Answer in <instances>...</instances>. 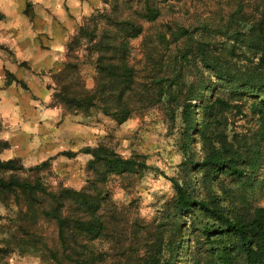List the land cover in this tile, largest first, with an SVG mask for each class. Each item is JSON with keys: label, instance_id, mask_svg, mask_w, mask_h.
I'll return each instance as SVG.
<instances>
[{"label": "rangeland", "instance_id": "1", "mask_svg": "<svg viewBox=\"0 0 264 264\" xmlns=\"http://www.w3.org/2000/svg\"><path fill=\"white\" fill-rule=\"evenodd\" d=\"M153 1L158 18L139 19L142 33L123 51L147 81L149 57L182 55L183 80L170 81L172 94L162 105L124 120L104 113L100 103L62 104L55 83L71 62L92 91L96 55L88 30L111 0H0V142L7 144L0 160L18 159L24 169L15 175L37 179L48 191L87 190L98 201L103 235L86 237L75 259L148 264L154 255L156 264H220L215 245L198 236L206 221L201 209L192 206L183 215L173 209L171 180L192 199L241 221L264 208V126L250 111L252 96L264 94V62L249 47L248 28L236 24V0ZM249 3L243 12L250 18L264 7V0ZM98 26L106 27L104 21ZM123 27L107 29L129 37ZM161 35L168 42L160 44ZM180 95L185 113L168 104ZM98 148L117 162H94L90 152ZM8 176L0 171V178ZM26 206L21 194L0 191V264H58L55 224Z\"/></svg>", "mask_w": 264, "mask_h": 264}, {"label": "trees", "instance_id": "2", "mask_svg": "<svg viewBox=\"0 0 264 264\" xmlns=\"http://www.w3.org/2000/svg\"><path fill=\"white\" fill-rule=\"evenodd\" d=\"M255 0H236L238 16L235 21L242 29L248 28V44L253 52L260 55L259 63L264 62V7L255 8L257 15L250 18L243 12L245 4ZM153 0H111L109 11L99 14V18L92 17V30H88V39L92 41L94 53L93 64L96 69L95 86L92 91H86L80 81V75L75 69V64L67 62L64 69L55 77V83L61 88L62 104L71 105L82 109L100 103L106 114H123L126 120L133 111L153 108L163 104V97L170 96V81L178 78L183 80L182 68L184 57L169 54L166 61L160 59L153 61L149 57L151 81L145 78L139 79L137 71L130 64L129 56L123 51L127 42L137 38L142 33L139 19L155 21L158 11L153 7ZM133 6H136L135 9ZM264 6V5H263ZM120 7L128 14H121ZM139 9V11H137ZM130 10L135 12L130 13ZM124 18V19H122ZM137 18V20H136ZM104 21L106 27L100 29L98 23ZM124 26V32L129 37L117 38L115 33L107 29L109 26ZM133 32V33H130ZM165 35L159 36L158 42H168ZM120 42V43H118ZM77 58H74L76 61ZM174 69H171V68ZM176 70V71H174ZM223 78V76H221ZM259 82L264 83V76ZM76 86H74V84ZM73 84V86L71 85ZM63 85V86H62ZM257 101L250 106L252 114L259 118L261 127L264 126V94L262 97L252 96ZM180 97H173L168 102L171 109L181 108L185 113L188 107ZM218 100L210 103L209 108H214ZM224 106L223 102H220ZM264 141V129L260 137ZM7 147L5 142H0V151ZM94 162L106 159L109 162H117L103 148L90 152ZM45 163L35 168L40 170ZM145 167V165H143ZM224 166V164H222ZM23 166L18 159L7 161L0 160V171L9 173L8 178H0V191L13 194H21L27 202L28 211L36 214L37 210L49 222L55 224L57 242L61 259L53 257L58 264H87L86 261L72 257L76 249L86 240V237L99 238L103 235L104 227L98 215L100 206L98 201L87 190L75 192L72 190L48 191L39 180H23L15 173L23 171ZM175 190L173 209L177 215H183L191 210L192 206L199 207L205 217L198 236L207 245H215L212 253L220 264H264V208H258L247 221H241L236 217L220 213L211 208L204 201H196L185 192L182 186L171 180ZM70 206V211L68 208ZM81 237V239H78ZM199 238V237H198ZM198 240V239H197ZM83 247V246H82ZM151 255L148 264H156Z\"/></svg>", "mask_w": 264, "mask_h": 264}]
</instances>
